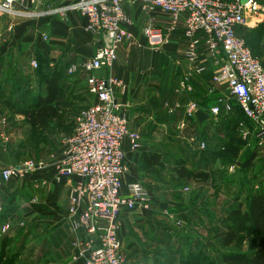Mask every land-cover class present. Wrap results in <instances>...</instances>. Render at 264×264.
Masks as SVG:
<instances>
[{
    "label": "built area",
    "instance_id": "1",
    "mask_svg": "<svg viewBox=\"0 0 264 264\" xmlns=\"http://www.w3.org/2000/svg\"><path fill=\"white\" fill-rule=\"evenodd\" d=\"M124 1L138 3L146 11L160 10L171 17L168 34L152 24L143 29V36L154 49L170 43L184 17L182 34L187 41L186 60L191 72L203 71L196 66L202 34L206 52L216 66L213 83L228 90L244 116L254 124L257 138L264 141V61L254 57L237 32L249 27L250 19L254 24L264 20V0H62L60 7H48L45 11L38 9L40 0H0V18H66L69 12H78L87 18L88 32L102 36V46L91 59L68 69L70 75L86 79L94 100L80 117L75 133L66 140L56 163L59 178L82 180L72 190L67 214L70 231L75 235L84 233L83 238L72 243L74 263L127 264L119 233L122 214L151 208L150 192L143 182L132 183L127 194L121 191V177L127 171L123 143L129 140L136 151L141 137L130 129L124 106L117 100L122 82L113 75H97L112 69L119 48L133 42L129 31L132 22L124 12ZM104 32L111 36L108 45ZM32 63L37 66L36 61ZM185 82L188 81L182 87L188 89ZM228 102V98H219L211 114L218 116L222 106L229 109ZM199 110L195 102L186 106V114L193 120ZM195 140L191 138V142ZM200 147L204 149L205 144ZM41 167L27 163L0 170V191L13 179H21L29 170ZM83 201L86 208L81 210ZM9 228L10 224H5L3 232Z\"/></svg>",
    "mask_w": 264,
    "mask_h": 264
},
{
    "label": "rangeland",
    "instance_id": "2",
    "mask_svg": "<svg viewBox=\"0 0 264 264\" xmlns=\"http://www.w3.org/2000/svg\"><path fill=\"white\" fill-rule=\"evenodd\" d=\"M259 34V39L251 37L248 31L244 35L247 38L250 35L253 46H257V51H262L264 32ZM253 50L252 48L254 57L262 60L258 56L259 52L255 53ZM14 59L15 61L8 63L7 69L16 78L14 89L22 85L24 92H27V98L24 95L22 98L26 100L23 102L24 105L14 104L13 110L0 103V170L24 166L27 163L34 166L42 165L44 168L50 165L52 160L60 157L66 140L75 133L80 117L92 104L93 98L89 93L86 79L79 75H70L65 70L63 82L66 84L68 99L62 107V117L51 122L44 131L32 130L25 117L18 111L27 108L29 101L44 91L40 74L47 72L48 66L50 69L53 67L49 63H43L37 56L26 57L24 53H18ZM33 61H36L37 66L33 65ZM213 65L205 66L208 68V74L212 72V78L215 73ZM179 67L180 65L178 70L174 71L176 77L168 84L167 92L154 91L156 95L153 97L152 106L165 105L167 108L166 113L161 112L157 116V123L160 124L162 121L169 123L166 128L153 126L158 138L152 139L159 141L157 151L163 152L164 156V159L161 158V164L152 170L150 177V180L157 179L161 184L155 193L157 196L155 202L160 206L152 203V197L150 198L149 210L154 209L156 214L138 228L140 254L133 262L129 261L128 255L125 256L127 264H226L223 255H251L255 249L253 237L245 231L239 234L237 242L225 246L228 229L224 219L228 216L227 211L237 207L240 202L246 203L249 197L264 190V155L261 154L260 145L257 146L258 149L253 148L251 143L249 144V139L242 144L235 142L240 146V155H228L229 144L232 142L227 139L235 141L236 138H250L251 133L256 130L249 126V120L241 121L239 128L230 132H226L225 128L218 124L209 126L204 132L194 128L193 119L186 113L181 117L179 112L182 110L177 111L179 109L177 106L180 101L182 103L187 101L189 94L198 96V92L196 94L192 77L190 81L185 82L188 86L191 85L192 92L188 93V89L182 87L185 81L182 78L184 79L186 74L180 75ZM195 73L199 72H193L192 76ZM101 74L104 76V73ZM178 75L182 78L180 76L178 78ZM207 86L210 87L208 84ZM224 88L223 94L226 93ZM203 90L205 92V89ZM223 94L221 96H230L227 93ZM171 107L173 109L169 110ZM125 113L132 129L127 109ZM167 116L172 117V121L164 120ZM140 128L143 129L141 126ZM145 129L150 131L151 127L145 124ZM245 131L246 134L243 133ZM194 136L196 140L191 142ZM255 137L257 141H261L257 134ZM204 138L210 139L207 142ZM211 138L217 139L215 141ZM142 141H150V138H141L140 146ZM203 142L207 147L204 150L200 147ZM263 142L262 140V144ZM252 155L255 159L248 169L246 164ZM183 165L190 170L206 172L211 177L206 181L181 179L177 170L183 168ZM161 189L166 191L163 192ZM171 200L177 201L181 206L174 207ZM30 203L33 205L32 201ZM181 208L183 210L177 212V209ZM17 222L13 223V226L7 222L10 228L6 232H3L2 228L7 223L1 225V239L14 234L13 237H9L7 257L15 256L14 264H55L51 261L52 252L44 249L43 234L46 232L43 233L41 227L18 226L14 233L12 228L20 224ZM25 222L27 223L26 220Z\"/></svg>",
    "mask_w": 264,
    "mask_h": 264
},
{
    "label": "crops",
    "instance_id": "3",
    "mask_svg": "<svg viewBox=\"0 0 264 264\" xmlns=\"http://www.w3.org/2000/svg\"><path fill=\"white\" fill-rule=\"evenodd\" d=\"M61 3L62 0H40L38 9L43 11L48 7L56 9L61 6ZM123 9L132 22L129 31L133 36V42L125 43L119 48L118 60L112 69L100 72L104 75H113L122 82V86L117 89V100L124 106V110L127 109L129 113L133 127V130H131L138 133L141 138H150V141H142L139 150L136 151L132 150L129 140L124 141L123 148L126 154L127 171L121 177V191L123 194H127L132 183L143 182L150 192L152 203L160 206L158 202H155L157 199L155 193L161 184L157 182V179L150 180L152 170L158 166L148 167L145 156L159 154L164 159L163 152L157 151L156 146L159 141L152 138H158V133L155 130L153 131V126L165 128L168 126L169 123L166 121H162L160 124L157 123V116L161 112L166 113L167 108L165 105L153 107V97L156 95L154 91L167 92L168 84L176 77L174 71L178 70V65H180V75L186 74L184 79L180 75H178V78L181 77L182 80L190 81L192 77L191 80L194 81L196 94L198 92V96L189 94L187 101L179 102L177 111L182 110V112H179L180 116H185L186 106L194 101L200 106V110L209 115V118L205 119L203 123H199L196 118L193 121L194 128L204 132L209 126H217L218 124L228 132L233 128L238 129L241 121H248L249 119L243 115L236 100L230 96L225 97L229 99V109L222 106L218 116L211 114V108L217 105L219 98L224 97L221 96L224 90L223 87L213 83L212 72L211 74L207 73L208 68L205 66L207 64L213 65L214 61L206 52L205 37L202 34L199 35L200 50L196 66L203 69V72L206 71L195 73L192 76L193 72L190 71L186 60L187 41L182 34L184 17L179 22L177 30L172 34L170 43L154 49L148 45L143 36V29L152 24L168 34L171 17L157 9L152 11L143 10L140 4L131 1H124ZM249 23V27L238 29V35L248 43L251 51L253 48L255 53L259 52V58L264 61V47L262 51H257V46H253L250 35L248 38L244 35L248 31L251 37L259 39V33L264 32L261 28L264 20L254 24L250 19ZM87 26V18L78 12H69L66 18L59 15H43L35 19L0 18V63L3 64V69L5 67L8 71V63L15 61L14 57L18 53H24L26 57H40L42 60L47 61L53 69L59 67L66 70L71 65L80 66L91 59L103 43L102 36L88 32ZM45 35L48 36V39L44 38ZM110 37L109 32L103 33L105 44H110ZM213 66V69L216 70V66ZM100 72L97 75L103 76ZM4 78V75L0 76V80ZM191 89L192 87L189 85L187 92L191 93ZM203 89H205V92ZM225 92L229 94L227 89H225ZM226 93L223 95H226ZM171 109L173 108L171 107L169 110ZM172 119L168 116L167 119L164 118L167 121H172ZM248 122L249 126L256 129L252 122ZM145 124L151 127L150 131L145 129ZM243 133H246V131ZM247 133L250 134L249 131ZM204 139L208 142L210 138ZM216 139L213 138L212 140L216 141ZM227 140L232 142V140ZM249 140V144L251 143L253 148L260 145L259 149L261 154L264 155V142L262 144V141H257L253 132ZM164 155H166V151ZM57 160H52L51 164L44 168L35 169L33 172L28 171L23 178H15L6 185L0 194V217L2 216L0 230L1 225L7 222L12 225L17 221L20 224L12 228L14 233L18 226L41 227L43 233L46 232L45 234L42 233L44 249L52 252V262H55V264H82V262L74 263L72 261L74 254L72 243L76 238H83L84 233L80 231L77 235L73 234L69 229L70 224L67 220L72 190L82 180L79 178L72 180L59 178L55 167ZM165 191L163 190V192ZM31 201L33 205L38 207L31 205ZM170 202L175 205L174 207L181 206L177 201L171 200ZM80 208L81 210L86 208L85 201H83ZM181 210L183 209H177V212ZM155 212L154 209L151 211L123 212L119 233L123 243L124 255H128L129 261L133 262L140 254L141 242H139L137 234L138 228L152 219L156 214ZM13 235L9 237L11 238Z\"/></svg>",
    "mask_w": 264,
    "mask_h": 264
},
{
    "label": "trees",
    "instance_id": "4",
    "mask_svg": "<svg viewBox=\"0 0 264 264\" xmlns=\"http://www.w3.org/2000/svg\"><path fill=\"white\" fill-rule=\"evenodd\" d=\"M261 28L264 31V24ZM39 60L42 61L40 57ZM42 62L47 63L45 60ZM46 70L47 72H42L40 74L42 84L44 85V91L31 99L27 108L18 111L20 115L25 117L27 124L32 130L35 131L46 130L51 122L62 117V107L68 99L65 88L66 84L63 82L65 70L59 67L50 69L49 66ZM66 70L68 71L67 68ZM1 75H4L5 78L0 80V103H3L11 110L15 107L13 106L14 104H20V106L24 105L23 102H26V100H22V98L24 95L27 98V92H24L22 85L14 89L13 84L16 78L9 73V70L6 71L5 67L3 69V64L0 63V76ZM232 130L235 131L237 128H233ZM254 134H256V131ZM248 139L249 138H236L235 141L232 139V144H229L228 155L239 156L240 146L235 144V142L242 144ZM206 148L205 145L204 149ZM253 155L255 154L253 153ZM253 155L252 158L248 159V163L246 164V168L248 169L251 168L255 159ZM145 162L148 167L159 166L161 164V155H147L145 156ZM177 174L179 178L186 180L195 179L206 181L211 177V175L206 172L190 170L185 165H183V168L179 169V171L177 170ZM226 213L228 216L224 219V224L228 229V233L225 237V246H231L233 243L237 242L239 234L245 231L253 237L255 249L251 255H223V261L226 264H264V190L249 197L246 203L240 202L237 207ZM1 218L2 216L0 217V221ZM9 241L10 238L8 236L2 237V239L0 238V264L15 263V256L11 258L7 257Z\"/></svg>",
    "mask_w": 264,
    "mask_h": 264
},
{
    "label": "water",
    "instance_id": "5",
    "mask_svg": "<svg viewBox=\"0 0 264 264\" xmlns=\"http://www.w3.org/2000/svg\"><path fill=\"white\" fill-rule=\"evenodd\" d=\"M195 116H196V118H197V120H198L199 123H203V121H204L205 119H208V118H209V115H208L206 112L202 111V110H199V111L196 113Z\"/></svg>",
    "mask_w": 264,
    "mask_h": 264
}]
</instances>
